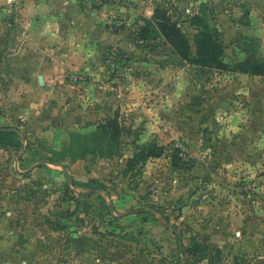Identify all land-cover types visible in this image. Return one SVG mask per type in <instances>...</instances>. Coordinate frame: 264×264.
I'll return each instance as SVG.
<instances>
[{"label": "rangeland", "instance_id": "obj_1", "mask_svg": "<svg viewBox=\"0 0 264 264\" xmlns=\"http://www.w3.org/2000/svg\"><path fill=\"white\" fill-rule=\"evenodd\" d=\"M32 1L0 0V264H264V77L136 39L161 6L192 44L206 18L230 67L264 60V0Z\"/></svg>", "mask_w": 264, "mask_h": 264}, {"label": "trees", "instance_id": "obj_2", "mask_svg": "<svg viewBox=\"0 0 264 264\" xmlns=\"http://www.w3.org/2000/svg\"><path fill=\"white\" fill-rule=\"evenodd\" d=\"M191 27L196 31L193 39V44L188 39L182 26L174 20L171 10L165 7L157 6L150 18L143 19V24L138 27L136 39L142 44H153L158 42L157 47L163 46L173 54L180 62L196 67L200 72H230L247 74L250 76L264 77V60L258 59L255 56L247 58L236 66H229L223 61L224 46L220 39L219 32L210 26L207 19L195 15L189 21ZM119 126L114 121H109L98 128L96 134L103 136V140L110 141L118 140L120 137ZM16 132L0 133V144L6 138L19 137ZM165 153V148L159 145H149L134 154L133 158L128 161L129 168H134L140 163L149 159H159ZM118 152L111 149V153L107 155L109 158L117 156ZM80 159H83L82 157ZM79 158L74 157L73 161ZM54 165H60L59 161L45 159ZM177 166L176 158H174ZM64 169L68 167L61 165ZM195 252L198 245L195 244Z\"/></svg>", "mask_w": 264, "mask_h": 264}, {"label": "crops", "instance_id": "obj_3", "mask_svg": "<svg viewBox=\"0 0 264 264\" xmlns=\"http://www.w3.org/2000/svg\"><path fill=\"white\" fill-rule=\"evenodd\" d=\"M15 2H18V0H14ZM24 2L22 3L23 5H22V8L23 7H25V8H31L34 4H35V2H33L32 0H23ZM64 0H57L56 2H59V3H62ZM37 4H38V2H36ZM25 10V9H24ZM28 12V10H26V13ZM30 16L31 14L29 13H27V16ZM73 40H71V39H68V44L69 45H73ZM75 44V43H74ZM35 46H38V44L35 42V44H34ZM73 53V52H72ZM72 53H71V57H72ZM75 53V52H74ZM75 56H77V54H74ZM70 57V58H71ZM77 58H79V57H77ZM75 61V60H74ZM67 64H62L63 66H65V68L66 69H70L69 68V66L71 67V63L73 62V60H72V58L71 59H68L67 60ZM73 68V67H72ZM32 71H33V73H30L29 74V76H31V77H33V76H35V74H36V72H35V66L34 65H32ZM4 236H2V235H0V251H1V249L3 248V250H4V253L6 254V259H4V260H9V253L10 254H14V250H12V249H14L15 247H16V245H15V240L13 241V236H12V234L9 232V231H5L4 230ZM11 247V248H10Z\"/></svg>", "mask_w": 264, "mask_h": 264}, {"label": "water", "instance_id": "obj_4", "mask_svg": "<svg viewBox=\"0 0 264 264\" xmlns=\"http://www.w3.org/2000/svg\"><path fill=\"white\" fill-rule=\"evenodd\" d=\"M7 131H11V132H17V131H15V130H13V129H0V133H2V132H7ZM111 211H112V208H111ZM180 234V233H179ZM181 235V234H180Z\"/></svg>", "mask_w": 264, "mask_h": 264}]
</instances>
